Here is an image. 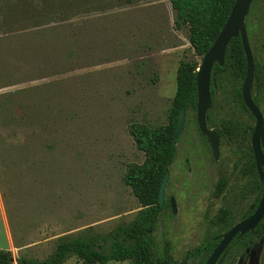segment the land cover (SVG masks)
<instances>
[{"label":"rangeland","instance_id":"rangeland-1","mask_svg":"<svg viewBox=\"0 0 264 264\" xmlns=\"http://www.w3.org/2000/svg\"><path fill=\"white\" fill-rule=\"evenodd\" d=\"M124 1L125 6L108 16L87 22L81 38L73 37L66 25L39 32L31 42L32 51H23L19 59L5 52L9 40H3L0 97L53 83V132L13 121L22 115L19 107L28 98L25 93L0 110V249L11 251L15 261L47 260L63 239L107 237L131 224L143 210L125 183L129 168L145 160L131 126L167 125L179 66L200 65L202 59L191 47L188 29H176L168 0ZM245 24L250 26L255 64L262 72L264 13H252ZM226 76L207 116L209 127L217 129L226 121L235 127L223 137L222 158L218 164L212 162L196 113L186 117L164 210L152 234L156 247L168 249L175 264H193L187 254L227 232L253 203L248 196L251 176L242 172L244 151L237 149L250 148L255 122L236 96L244 83L236 68ZM261 79V90L255 86L253 98L260 95L264 115L263 75ZM52 138L50 150L45 144ZM199 158L202 170L195 166ZM171 198L176 214L169 205ZM250 243V258L243 262L238 253L222 264H264L259 236L254 234ZM64 264L79 261L72 256Z\"/></svg>","mask_w":264,"mask_h":264},{"label":"trees","instance_id":"trees-1","mask_svg":"<svg viewBox=\"0 0 264 264\" xmlns=\"http://www.w3.org/2000/svg\"><path fill=\"white\" fill-rule=\"evenodd\" d=\"M168 1L176 14V29H188L191 47L201 59L214 45L236 3V0ZM123 6H125L124 0H0V48L4 47L5 38L9 40L4 47L5 52L13 54L15 59L22 58L23 51L27 49L32 51L30 45L35 41L36 34L48 30L52 32L64 25L69 27L73 37L81 38L87 22H95ZM258 12L264 13V0L259 5L257 0L253 1L248 17ZM249 28L248 25L250 40ZM47 55L48 52L45 50L44 56ZM259 65L262 72L256 64L254 87L256 86L260 92L264 62H260ZM199 66L191 62H182L179 66L176 93L167 125L158 128H149L141 124L131 126L130 134L138 150L145 156L144 162L131 166L125 176V183L132 189L134 196L143 207L135 221L129 225L119 226L107 237L80 236L63 239L53 255L44 261L22 257L15 261L11 251L0 249V264H64L72 256L78 259L79 264H109L125 261H130L131 264H175L168 249L161 251L156 247L152 234L164 210L159 202V193L164 178L170 173L176 158L179 139H175V132L181 113L185 111L186 117L197 113L196 77ZM230 68H236L244 81L247 62L241 38L230 42L224 67L215 65L213 68L210 93L214 103L217 91L225 87L226 75ZM22 93L28 98L20 102L22 115L18 118L14 116L13 121H19L25 127L49 129L53 132V83L7 93L0 97V110L4 109L5 105L16 103ZM236 96L243 109L248 112L243 103L242 89L236 90ZM259 96L254 98V102L260 108ZM211 112L209 111L207 115ZM231 125L232 123L228 121L221 122L225 133L219 129L217 132L221 136L228 135L233 132ZM45 146L53 150V138ZM245 156H252L251 149L245 151ZM261 188L260 180L257 179V201L261 198L259 191ZM251 212L243 218L251 215ZM259 230L257 228L255 233ZM252 235L249 233L244 239H235L225 255L236 246H244L242 241L246 245ZM217 243L216 240L210 239L205 245L189 252L186 260L192 259L193 264H205Z\"/></svg>","mask_w":264,"mask_h":264},{"label":"water","instance_id":"water-1","mask_svg":"<svg viewBox=\"0 0 264 264\" xmlns=\"http://www.w3.org/2000/svg\"><path fill=\"white\" fill-rule=\"evenodd\" d=\"M254 0H236L230 17L222 29L219 37L215 41L209 52L203 57L199 70H197V120L200 133L206 137L210 144L214 158H219V136L215 131L209 130L206 124V115L213 106L211 98V76L215 65L220 68L225 65L226 52L233 39L241 38L247 62V72L242 87V98L244 105L256 121L252 136V149L257 170L261 181H264V117L260 109L256 106L252 97V90L255 79V59L249 41L245 20L250 12ZM186 122V113L182 111L178 126L175 132V139L178 140L183 133ZM169 181V174L164 178L160 188L159 202L163 207L165 202L166 187ZM173 214L177 213V204L174 198L170 201ZM264 219V196L262 197L257 210L248 219L233 227L223 236L218 247L211 254L206 264H217L219 258L237 236H244L253 232Z\"/></svg>","mask_w":264,"mask_h":264},{"label":"flooded vegetation","instance_id":"flooded-vegetation-1","mask_svg":"<svg viewBox=\"0 0 264 264\" xmlns=\"http://www.w3.org/2000/svg\"><path fill=\"white\" fill-rule=\"evenodd\" d=\"M248 33V32H247ZM249 37V36H248ZM250 41V40H249ZM252 48V47H251ZM253 52V51H252ZM256 65V64H255ZM198 70H199V68H198ZM263 73H264V68H263ZM243 87V86H242ZM253 89H254V87H253ZM211 90V89H210ZM252 97H253V90H252ZM243 99V98H242ZM253 101H254V98H253ZM213 102V101H212ZM244 103V102H243ZM255 103V102H254ZM213 105H214V102H213ZM257 106V105H256ZM213 107V106H212ZM246 107V106H245ZM258 107V106H257ZM259 108V107H258ZM212 109V108H211ZM260 111H261V113H262V110H261V106H260ZM210 111V110H209ZM208 111V112H209ZM249 112V111H248ZM208 114V113H207ZM249 115H250V117L254 120V122H255V125H256V121H255V119L252 117V115L250 114V112H249ZM262 115H263V113H262ZM208 115H206V124H207V128L209 129V130H212V131H215L217 134H218V136H219V158H218V160H216L215 158H214V155H213V151H212V148H211V146H210V144L208 143V140H207V138L206 137H204V136H202V134L200 133V130H199V126H198V120H197V113H196V122H197V127H198V131H199V134L201 135V137L203 138V140H204V143L206 144V146H207V148H208V150H209V152H210V154H211V157H212V162L214 163V164H218L219 162H220V160H221V158H222V152H221V148H222V145H223V137L224 136H221V134H219V132H217V129H219L222 133H225V131L222 129V127H221V123L219 124V128H217V129H215L214 127H209L208 126V121H209V119H208V117H207ZM263 117H264V115H263ZM228 122H231V121H228ZM232 123V122H231ZM233 125H231V127H232ZM254 128H255V126H254ZM254 128H253V131H252V136H253V133H254ZM234 129H235V127L233 126V131H234ZM252 136H251V145H250V148H246V149H243V148H238L237 150H239V151H244V155L241 157V160H243V162L246 164L243 168H242V172L244 173V174H248L249 176H251V182H250V186L248 185V196L250 197H252L253 198V203H252V206L251 207H248L246 210H245V212H244V214L242 215V217H241V220L237 223V224H239V223H241L242 221H244V220H246V219H248L249 217H251L253 214H254V212L257 210V208H258V205H259V203H260V201H261V199H262V197L264 196V181L262 182L261 181V178H260V174H259V172H258V170H257V166H256V162H255V159H254V153H253V149H252ZM250 149H251V153H252V156L251 157H248V156H245V151H250ZM200 159L201 158H199V160H195V166H197V168H200V170H202V167H201V161H200ZM237 162H240V159L237 161ZM237 165V164H236ZM239 170L241 171V166H239ZM232 171L233 170H229V174L228 175H232ZM228 175H226V176H228ZM229 177V176H228ZM257 179H259L260 180V183H261V185H262V188L261 189H259V191L261 192V198L259 199V201H257V192H256V188H257ZM165 197H166V194H165ZM249 197H247V198H249ZM169 205H170V200H169ZM164 206V205H163ZM170 208H171V205H170ZM172 210V209H171ZM252 211V212H251ZM252 213L251 215H249V216H247L246 218H243L244 217V215H246V214H249V213ZM173 213V212H172ZM237 224H235L233 227H235ZM233 227H231L227 232H225L224 234H222V235H220V236H215V237H213V238H211V239H213V240H216L218 243H217V245H216V247L214 248V250L218 247V245L220 244V242L222 241V239H223V236L225 235V234H227ZM257 228H259L260 230H259V232H256L255 233V231H256V229ZM253 232H250V233H252L253 235L254 234H257L258 236H259V238L261 239V243L262 244H264V219L261 221V223L258 225V227H257ZM249 233H247V234H245L244 236H242V237H240V236H237L235 239H237V238H239V239H244V237L245 236H247ZM252 235V236H253ZM251 236V237H252ZM250 237V238H251ZM234 239V240H235ZM210 240V239H209ZM208 240V241H209ZM233 240V241H234ZM207 241V242H208ZM233 241L231 242V244L233 243ZM206 242V243H207ZM247 244L245 245V243H244V241H242V244L244 245V246H236V247H234L233 249H231V250H229V252L225 255V253L227 252V250L230 248V246H231V244L227 247V249L224 251V253L221 255V257L219 258V260H218V263L217 264H222L223 263V261L228 257V256H230V255H234V254H238V253H241L242 254V261L244 262L246 259H248V258H250V256H251V251H252V245H251V243H250V239H248L247 240ZM206 243H204L203 245H205ZM202 245V246H203ZM214 250L209 254V256H208V258H207V260L209 259V257L211 256V254L214 252ZM253 257V256H252ZM207 262V261H206ZM206 264V263H205Z\"/></svg>","mask_w":264,"mask_h":264},{"label":"crops","instance_id":"crops-1","mask_svg":"<svg viewBox=\"0 0 264 264\" xmlns=\"http://www.w3.org/2000/svg\"><path fill=\"white\" fill-rule=\"evenodd\" d=\"M0 219L3 220V215H2V196L0 192Z\"/></svg>","mask_w":264,"mask_h":264}]
</instances>
